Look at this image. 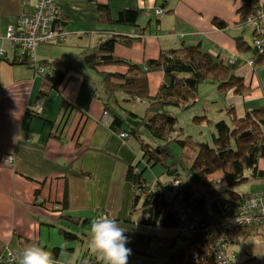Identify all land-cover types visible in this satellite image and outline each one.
Segmentation results:
<instances>
[{"label":"crops","instance_id":"crops-1","mask_svg":"<svg viewBox=\"0 0 264 264\" xmlns=\"http://www.w3.org/2000/svg\"><path fill=\"white\" fill-rule=\"evenodd\" d=\"M34 2L0 0V51L3 50L8 59L12 58L14 50L5 38L7 28L16 23L21 13L30 11ZM54 2L65 23H62L64 43L60 45L65 60L53 63L46 59L44 50L49 44L39 45L35 51L38 60L47 61L53 69H63L64 62L72 65L69 60L75 55L80 58L83 50H90L99 43V37L94 33L97 4H107L112 19L124 9L139 11L137 23L146 27L142 41L130 46L115 45L113 51L116 57L135 64L155 59L161 50L177 49L181 44L199 45L217 59L236 58L239 55L234 38L242 36L247 40V27L236 26L238 3L233 0ZM158 8L166 16L156 15ZM218 8L225 9V13ZM214 17L224 20L227 27L217 29L212 23ZM111 28L126 34L132 32L130 27L123 25L113 24ZM248 56L244 54L241 58ZM73 68L67 72L58 92H51L45 100L36 101L41 77L28 66L0 61V249L17 253L31 243L42 244L49 251L58 247L62 249L59 264H81L82 253L86 258L83 246H78L84 241H65L58 232L61 222L57 206L65 191L71 210L79 211V216H90V211L95 208L106 211L114 219H127L125 173L129 162L138 160L140 154L134 138L129 137L123 142L118 134L120 129L106 124L107 119L103 117L105 94L95 84L100 76L91 73L95 76L93 80ZM101 71L120 74L125 73L126 68L107 66ZM238 71L255 91L244 100L229 94L228 100L240 113L264 106V66L254 69L243 65ZM162 78L161 72L148 74L151 97L158 93ZM29 110L36 111L39 116L30 115ZM125 130L128 129L121 127L120 131ZM5 155L13 156L11 166L1 163ZM138 168L144 167L140 164ZM148 174L147 178L144 175L145 179L153 182L159 180L162 172L157 177ZM251 240L264 244V239ZM241 258L237 261H247V264L256 261L252 252ZM96 260L97 257L95 264L98 263Z\"/></svg>","mask_w":264,"mask_h":264},{"label":"trees","instance_id":"trees-1","mask_svg":"<svg viewBox=\"0 0 264 264\" xmlns=\"http://www.w3.org/2000/svg\"><path fill=\"white\" fill-rule=\"evenodd\" d=\"M259 5V0H240L236 9V26L243 27L249 16H255L261 10ZM97 10L94 33L99 37V43L90 50H83L80 60L85 70L100 76L95 84L105 94L103 109L111 118L106 124L121 130L122 123H125L128 130H119L118 134L126 133L127 137L121 140L134 138L140 150L139 159H132L125 173L129 217L115 219L126 230L125 235L130 241L127 247L136 256L160 260L162 264H217L214 248L219 238L232 249L234 245L261 235L258 226L231 230L229 227L249 196L232 189L243 185L249 177L264 180V167L260 165L264 160V106L240 113L228 100L229 94L233 98L244 99L253 93L252 86L239 74L240 58H236L234 64H228L212 57L199 45L185 44L177 49L161 50L157 58L140 64L116 57L113 53L115 45L130 46L142 41L146 27L137 23L139 11L136 9H124L115 19H112L107 4H97ZM155 10L162 12L159 8ZM29 12H32V7L26 13ZM59 14L57 8L56 24L63 28L65 23ZM212 23L217 29L226 28L221 20L214 18ZM113 24L130 27L132 32L114 31L111 28ZM234 40L239 55L250 53L249 58L256 66L263 64L264 59L248 47L242 36ZM60 43L64 40L47 44ZM17 53L16 50L11 59L4 56L0 61L25 65L34 70L29 61ZM38 63L45 65L47 71L40 75L36 101L45 100L51 92H58L67 72L73 68L70 62H64L63 69L50 68L47 61L38 60ZM101 66H124L126 72L111 74L98 71ZM151 72L163 75L155 97L149 95L148 74ZM205 83L214 85L222 101L228 103L213 107L215 112L224 116L214 123L210 131L211 143L195 140L191 135L180 138L182 133L177 132V119L169 109H189L196 101L197 88ZM116 95L125 97L121 100L124 103L137 99L145 102V116L138 117L127 110L120 112L113 105L118 104ZM27 112L39 116L34 110ZM127 118L137 121V126H130ZM206 118L203 115L195 117L194 121L202 125L206 124ZM142 126L151 143L142 138L139 129ZM172 146L178 148V153L173 152ZM140 164L143 171L161 166L162 175L169 177V182L147 181L143 172H139ZM218 173L224 180L222 190L211 179ZM262 197L264 199V190ZM57 209L60 222L67 224L60 226L58 232L69 242H83V234L71 228H84L92 219L102 215L110 217L104 210H95L98 213L95 216L74 215L66 191ZM21 250L14 253L16 259ZM50 251L58 260L62 249L54 247ZM80 258L81 264H86L83 253ZM89 261V264H95L94 258Z\"/></svg>","mask_w":264,"mask_h":264},{"label":"rangeland","instance_id":"rangeland-1","mask_svg":"<svg viewBox=\"0 0 264 264\" xmlns=\"http://www.w3.org/2000/svg\"><path fill=\"white\" fill-rule=\"evenodd\" d=\"M234 1H235L234 3H238V5L240 4V0H234ZM218 9L221 12L225 13V9H223V8H218ZM163 14L164 13H162L161 15L166 16ZM162 16H159V17H162ZM17 18H16V20H17ZM153 20L155 21L154 17H153ZM246 31H247L246 32L247 40L249 41L250 40V32H249L248 27H247ZM61 44L62 43H60V44H49L44 50L45 54L47 55L46 59H50L53 63L65 60L62 49L60 48ZM35 55L37 58L38 57L37 52H35ZM69 61H71L72 65L74 66L73 69L75 70V72L86 73L87 77H89L90 79L95 78L94 75H92L90 72H88L87 70L84 69V66L81 63V60L77 55H75V58H72ZM106 67L107 66H101L98 69V71H101L103 68H106ZM111 74H115V73H111ZM149 81H150V78H149ZM215 89H216V87L214 85H210V84H206V83L201 84L197 88L196 101L189 109H187V110H185V109L182 110V109H177V108H170L169 109L171 114L174 117H176V119H177V125H176L177 132H178V134L182 133L180 138H182L183 136H186V135H191L193 137V139H195V140L207 141L209 143L212 142V137H211L210 131L212 130L214 123L221 120L224 116L223 114H220V113L214 111L213 107L215 105L223 102L222 98L216 93ZM252 89H253V93H254L255 88L252 87ZM149 91H150V89H149ZM155 96H152V97H155ZM116 99L118 101V104H116V105L114 104V105L120 112H122L123 110H128V111H131V112L137 114L139 117L145 116V109L147 106L145 102L137 103L135 101H131L129 103H124L121 101V100L125 99V97H123L122 95H116ZM223 104H228V103L226 101H224ZM203 115H206L207 122H206V124L198 125L196 123V121H194L195 117H201ZM127 120H128V118H127ZM135 123H137V121H135ZM122 124H123V127L125 129H128L125 123H122ZM139 129L142 132V138L145 139L146 142L151 143L150 138L147 136L144 127L142 126ZM172 150L174 153H178V148L176 146H172ZM188 154L191 155V153H188ZM260 165L262 167H264V160L261 162ZM6 166H11V165H6ZM140 171L143 172V176L145 175L146 178H147L148 173L154 177H157L159 175V173L162 172L161 166H159V165H156L151 170H147V171H143V168H141L139 170V172ZM246 175L249 176L248 173ZM145 176H144V178H145ZM159 177H160L159 180L163 183L169 182V180H170V178L167 177L165 174L164 175L161 174V176H159ZM211 179L214 182H216L217 185L220 186L219 189L222 190L223 181H224L222 178V175L220 173H218V174L212 176ZM263 190H264V180H253L250 177L248 178V181L245 182L243 185L235 187L232 189V191H235L239 194H246V195L261 193ZM99 209H101V208H99ZM78 212L79 211H72V213L74 215H78ZM90 213H91L90 216H95L96 214H98L97 212H95V208H92ZM61 226H67V224L64 222H61ZM262 229H261V232L263 233V236H264V230H262ZM75 230L76 229L74 228V231ZM89 231H90V225L85 226V228H83V229L78 227V232L85 234V236H83V241H84L83 244L81 245V243H80V245H78V246H83L82 248H84V251H86V253H87V250H89V253H88L89 255L86 254V258L84 259V261L86 262V264H89V262H90L89 259L91 260V259H93V258L95 259V257H97V260H96V262H98L97 264H106V261H104L100 255H98L96 252H94L89 247V244H88ZM258 237L262 238V236H258ZM232 248H233L232 250L236 251L237 254H240L243 252H247V254H248L249 252H252L256 256V261H255V263H252V264H264V246H263L262 241L255 242V241L251 240V238H249L246 241L241 242L239 245H234ZM241 256L242 255L240 254L239 257L241 258ZM88 257H89V259H88ZM162 263L163 262L160 260H155L152 258L139 257V256L134 255L133 253L128 258V264H162Z\"/></svg>","mask_w":264,"mask_h":264},{"label":"built area","instance_id":"built-area-1","mask_svg":"<svg viewBox=\"0 0 264 264\" xmlns=\"http://www.w3.org/2000/svg\"><path fill=\"white\" fill-rule=\"evenodd\" d=\"M32 6V12L21 13L17 18L14 25L7 28L5 35L6 40L12 50H17L19 56L26 58L30 65L34 68L37 76L47 71V67L39 64L35 55L36 47L39 45L59 42L64 40L65 32L59 24H56L57 19V6L54 0H35ZM156 14H161L159 10H155ZM257 31L264 35V13H262ZM258 33V32H257ZM259 34V33H258ZM260 37L254 41L255 48L259 53L264 54V46L262 45ZM14 51V52H15ZM5 52L0 51V57ZM105 117L110 123L111 118L106 112H103ZM119 137L124 140L127 137L126 133H121ZM2 164L12 165L14 162L13 156L5 155L1 158ZM239 216L236 217L231 223L229 229H236L241 226L257 225L264 222V207L259 197H253L248 200L239 208ZM222 242V238L218 241ZM221 264H243L233 259L227 254L222 253L219 257ZM16 261L15 254L7 249L0 250V263L14 264Z\"/></svg>","mask_w":264,"mask_h":264},{"label":"clouds","instance_id":"clouds-1","mask_svg":"<svg viewBox=\"0 0 264 264\" xmlns=\"http://www.w3.org/2000/svg\"><path fill=\"white\" fill-rule=\"evenodd\" d=\"M137 101L140 102L139 99ZM125 231L108 215L94 218L90 221L89 247L100 255L106 264H128L132 251L127 247L130 241ZM18 264H59V262L53 252L45 246L31 243L21 250Z\"/></svg>","mask_w":264,"mask_h":264},{"label":"bare ground","instance_id":"bare-ground-1","mask_svg":"<svg viewBox=\"0 0 264 264\" xmlns=\"http://www.w3.org/2000/svg\"><path fill=\"white\" fill-rule=\"evenodd\" d=\"M234 1V0H233ZM259 6L261 7V10H259L257 13H256V15L254 16H249L248 18H247V20H246V22L245 23H243V27H248L250 30V33H251V37H250V40L249 41H247V40H245L246 42H247V44H248V47H250L258 56H260V57H262L263 59H264V54H261V53H259V51L255 48V46H254V41L256 40V39H258L259 37H260V34L262 35V37L260 38L261 39V42H262V45L264 46V35L261 33V32H259V31H257V29H258V26H259V20H260V17H261V15H262V13H264V2L262 1V0H259ZM240 5V4H239ZM238 5V6H239ZM237 15V14H236ZM238 17V16H237ZM215 19H218V20H221V21H223V22H225L224 20H222V19H220V18H217V17H214ZM213 18V19H214ZM238 22V21H237ZM226 24V23H225ZM215 26V25H214ZM216 27V26H215ZM226 27H227V25H226ZM217 28V27H216ZM219 30H223V29H219ZM259 34H258V33ZM234 42H235V40H234ZM244 54H248L249 56H250V53H243V54H241V55H239V53H238V57H236V58H240L241 59V63H242V65L241 66H243V65H246L247 67L249 66L250 68H253L254 67V69H256L257 67H261V66H264V62H263V64H261L260 66L258 65V66H256L255 64H254V62H253V60L252 59H250V58H241V56H243ZM248 56V57H249ZM235 57L233 58V57H229V58H226V59H224V57H221V58H216L217 60H219V61H222V62H225V63H228V64H234V61H235V59H236ZM243 62H245V63H243ZM247 82V81H246ZM249 84V83H248ZM247 98V97H246ZM245 99V98H244ZM243 99V100H244ZM245 112V111H244ZM259 197L260 199H261V201H262V205H263V207H264V199H263V197H262V192L261 193H257V194H249V196H248V199H247V201H246V203L248 202V200L249 199H251V198H253V197ZM246 203H244V204H246ZM248 227L249 226H258V227H260V229H259V231H260V233H261V235L260 236H262V238H260V237H254V238H258V239H260V240H262V239H264V236H263V233L261 232V229L262 230H264V222H261L260 224H257V225H247ZM254 238H251V239H254ZM223 242V241H222ZM216 243V246H215V251H214V253H215V258H216V261H217V264H221V261H220V259H219V257H221V255H222V253H224V254H227V255H229L230 257H233V259H235V260H239L240 259V257H238V259H237V252H233V251H231L230 249H231V246H226L224 243ZM263 246H264V244H263ZM247 252H243V253H240L242 256H244L245 254H246ZM240 254H239V256H240ZM241 256V257H242ZM241 263H243V264H247V261H243V262H241Z\"/></svg>","mask_w":264,"mask_h":264},{"label":"water","instance_id":"water-1","mask_svg":"<svg viewBox=\"0 0 264 264\" xmlns=\"http://www.w3.org/2000/svg\"><path fill=\"white\" fill-rule=\"evenodd\" d=\"M127 123H128L130 126H132V127L137 126V123H135V121H134V120H131L130 118H128Z\"/></svg>","mask_w":264,"mask_h":264}]
</instances>
